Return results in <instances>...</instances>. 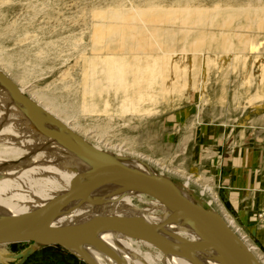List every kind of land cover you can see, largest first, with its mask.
I'll use <instances>...</instances> for the list:
<instances>
[{
    "label": "rangeland",
    "instance_id": "obj_1",
    "mask_svg": "<svg viewBox=\"0 0 264 264\" xmlns=\"http://www.w3.org/2000/svg\"><path fill=\"white\" fill-rule=\"evenodd\" d=\"M146 1L0 0V68L41 107L50 105L60 118H68L70 125L76 122L73 130L88 143L99 146L102 152H121V156L141 160L150 174L171 182L187 198L218 214L264 264V251L246 229L249 220L258 221L264 213L244 210V204L252 202L251 198L239 199L236 206H228L229 189L220 185L237 168L246 167L252 177L259 173L261 161L254 160L253 155L257 148L261 149L259 139L264 133V32L250 37L252 46L244 55H207L206 51H199L196 56H187L190 63L197 60L194 64L197 79L193 87L185 88L186 95L145 101L141 112L123 113L117 108L119 100L111 92L95 99L97 111L85 109L93 101L83 94L85 59L92 53L91 9L120 4L131 11ZM153 1L172 7L179 0ZM190 1L203 7L228 3ZM257 55L258 60L254 58ZM166 57V61L181 58L171 54ZM141 67L145 68L144 62ZM105 97L111 105L108 110L104 108ZM55 152L61 153L56 149ZM205 153L209 156L204 160ZM47 201L46 198L44 203ZM90 202L87 199L82 203ZM152 249L158 252L157 248ZM26 250L31 252L6 264H85L60 246H33L30 242L0 245V252L7 255ZM141 251L147 250L141 246ZM163 260L159 264H177L170 258Z\"/></svg>",
    "mask_w": 264,
    "mask_h": 264
},
{
    "label": "bare ground",
    "instance_id": "obj_2",
    "mask_svg": "<svg viewBox=\"0 0 264 264\" xmlns=\"http://www.w3.org/2000/svg\"><path fill=\"white\" fill-rule=\"evenodd\" d=\"M225 1L228 3L216 2L212 7L194 5L190 0H179L175 6L167 7L148 0L131 11L120 4L101 10L92 8L89 44L92 53L85 59L83 94L93 101L85 109L97 111L95 99L112 92L119 100L117 108L120 112H141L145 101L186 95L185 88L194 86L197 60L190 63L187 56H196L199 51H206L207 55H244L252 46L250 37L264 32V0ZM168 54L181 58L166 61ZM258 57L254 58L258 60ZM105 98L104 108L108 110L111 105ZM49 106L46 104L43 108L75 129L76 122L74 126L70 125L68 118H60V114ZM0 121V218L43 205L46 198L49 200L69 189L73 177L84 171V165L75 155L34 129L1 82ZM31 128L36 132L30 131ZM103 152L126 170L153 175L137 158L121 156V152ZM38 156L42 158L32 159ZM113 191L116 192L111 194ZM87 198L92 201L103 199L96 204L77 203L65 207L54 215L51 225L77 224L101 216H126L150 225L166 223L153 226L151 231L168 240L179 242L201 238L191 222L140 190L124 189L112 183L94 190ZM79 243L99 264H159L169 258L177 264H223L214 249L182 251L162 247L137 239L119 228L99 230ZM141 246L147 251L142 252ZM31 250L17 255L0 252V264L14 261Z\"/></svg>",
    "mask_w": 264,
    "mask_h": 264
},
{
    "label": "water",
    "instance_id": "obj_3",
    "mask_svg": "<svg viewBox=\"0 0 264 264\" xmlns=\"http://www.w3.org/2000/svg\"><path fill=\"white\" fill-rule=\"evenodd\" d=\"M0 82L37 131L66 148L84 165V171L73 177L69 189L31 211L0 218V244L30 242L39 246H60L85 264H99L81 247L79 241L99 230L119 228L137 239L162 247L182 251L214 249L223 264H262L218 214L193 202L163 178L119 166L111 156L92 146L68 124L35 103L1 68ZM112 183L140 190L170 210L177 211L180 217L198 229L201 238L179 242L168 240L151 231L153 226L166 223L150 225L126 216H101L77 224L51 225L54 215L61 209L82 203L94 190ZM102 199L90 204L100 203Z\"/></svg>",
    "mask_w": 264,
    "mask_h": 264
},
{
    "label": "crops",
    "instance_id": "obj_4",
    "mask_svg": "<svg viewBox=\"0 0 264 264\" xmlns=\"http://www.w3.org/2000/svg\"><path fill=\"white\" fill-rule=\"evenodd\" d=\"M259 141H261V149L257 148V151H255L253 155L254 158L256 157L254 160L257 159V161H261L257 176L252 177L246 167H243L241 170L237 168L233 171L232 175L227 174L220 184L229 189V195L227 197L228 206H236L239 199L243 200V198H246L249 200V198H251L252 202L244 204V210L249 213H264V133L262 132ZM208 156L209 153H205L203 155L204 160L207 159ZM253 185L254 189H250ZM253 199H255V202H253ZM246 229L249 235L256 241L259 249L264 251V216L258 221L250 222L249 220L246 223Z\"/></svg>",
    "mask_w": 264,
    "mask_h": 264
}]
</instances>
